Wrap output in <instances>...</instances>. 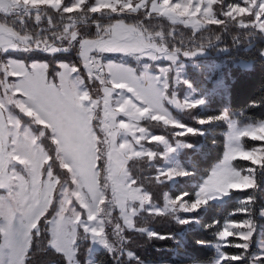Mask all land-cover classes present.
Wrapping results in <instances>:
<instances>
[{
	"label": "rangeland",
	"instance_id": "obj_1",
	"mask_svg": "<svg viewBox=\"0 0 264 264\" xmlns=\"http://www.w3.org/2000/svg\"><path fill=\"white\" fill-rule=\"evenodd\" d=\"M24 1L0 0V7L6 10L11 3L18 4ZM37 1L44 2V0ZM45 3H62V5L56 8L52 7L58 5L52 7L43 5L38 8L43 10V7H50L65 13L81 10L86 4L88 9L93 11L106 9L113 12L137 13L146 9V15H157L169 21L170 25L193 32L195 39H203L199 45L186 44L188 46L185 48L172 47L162 34L146 35L139 25L134 24L138 29L129 28L127 26L133 27V24L120 20L126 24H113V22L102 29L99 21L88 22L86 14L68 17L56 27L52 24L50 15L45 16V20L48 21L46 25L44 22L38 24L35 32L27 27V30L31 29V32H24V36L17 34L11 28L12 32L7 28L0 29V39L3 38L7 42V47L0 44V169L6 172L23 173L25 167L35 168L38 172V186L45 189V195L48 198L51 197L52 192H56L59 196V191L67 192L72 197L71 203L75 204L81 213L80 220L76 222L75 229L69 228L67 234L53 232L50 229L49 243L65 256L68 264H80L77 259L80 230L85 234L83 240L90 242V245L86 247V264H98L95 254L101 251L109 254L124 252L129 259L137 260V255L127 243L128 232L140 231L149 236L156 234L150 227L139 225L135 219L137 216L144 213L171 214L185 227L191 225L199 227L200 221L196 217L198 211L207 207L210 202L223 203L232 191L248 190H230L226 195L214 194L206 203L192 211H185L180 207V204H184L187 208H191L211 172L226 156L229 157L234 170H239L246 176L250 175L248 170H254L251 173L254 179L258 165L256 160H260L261 163L264 160L263 120L253 121L245 118L242 112L233 111L228 102L217 115H200L213 108L212 103L216 98L222 100L227 97L226 71L231 66L246 70L253 67L252 61L232 56L226 40L221 38L220 30L212 31L210 28L217 27L225 31H232L234 28L236 37L239 31H242L245 33L246 43L251 48L257 39L264 41V0H48ZM74 20L78 22L75 23ZM82 20L88 25H95L96 32L101 33L98 37L111 33L115 43H110L107 39L98 41V37L91 38L81 34L78 41L79 55L81 66L87 76L81 73L75 63L57 62L62 65V68L59 66V70L63 71L64 76L63 83L60 85L63 94L81 110V114L72 120L70 130L72 150L75 153L73 158L64 154V143L61 138H58L56 129L49 132V127L43 125L44 128L38 133L31 123L23 121L21 115L15 111L18 110L28 117H37L41 114L35 106L26 101L29 99V85L49 77L47 70L45 75L41 73L38 75L30 62L10 63V58L7 57L9 52L4 53L3 50L14 48L32 52V50L42 49L49 53L64 51L65 47L59 43L68 41L71 31L77 28ZM40 27L41 32H39ZM126 32L129 34L125 35ZM210 34L213 35L211 39ZM54 35L55 41H48L45 38ZM235 35L231 34V37ZM85 42L90 50H97L91 52L92 58H82ZM128 42L137 46V55H128L120 51H104L100 54L101 60L95 59L101 46L127 47ZM161 49L168 52L177 49L179 54L177 57L166 56ZM189 52L195 54L187 55L186 53ZM262 55L264 56V50ZM94 59L97 63L104 65L108 76L107 83L95 77ZM109 62L130 67L138 75L146 72L154 76L160 81L161 86L167 84L165 91L169 99L174 98L180 105L187 107H178L169 100H165L163 107L157 108L135 93H132L130 98L128 89L119 86L124 81L115 78L107 69L106 65ZM164 69H168L166 75H163ZM22 70L37 78L29 81L25 74L15 73ZM13 72L17 76L12 75ZM71 81H76L77 87L74 89ZM24 88L26 93H23ZM36 117L31 122L42 123ZM95 122L97 126L94 125ZM210 125L224 127L225 148L221 159L198 184L194 199H187L185 194L173 197L169 191H165L161 203L152 200L151 192L138 184L143 178L140 176L141 163L147 164L148 170L155 167L154 177L157 180L167 181L172 187H176L182 178L193 175L185 166L184 155H189L191 150L201 149V137L209 132L207 127ZM40 134L48 141H52L54 158L48 154ZM251 142L253 145H250ZM103 146H105L104 157L101 154ZM188 159H190L189 156ZM97 160L100 165L102 163L99 170L96 169ZM133 160L139 161L136 163V170L139 168L138 178L131 174L130 164ZM77 161L85 167H79ZM56 168L62 171L59 174L61 178ZM172 171L185 174L169 178L167 173ZM101 173L104 175V182L110 195L101 184ZM3 179L19 182L23 177L14 174L4 176L0 173V180ZM2 193L3 189H0V194ZM145 196L148 197L147 200L143 199ZM133 197H140V199H133ZM106 201L108 207L104 205ZM170 201L176 207H170ZM55 210L54 207L53 211ZM236 213L245 217L241 220L227 219L218 227L216 241L211 243L217 255L211 263H153L146 260H141V263L222 264L225 259H238L240 255H228L225 248L237 247L244 249L246 253L251 249V239L258 226L251 199L242 200ZM257 216L264 218V209L260 210ZM40 219V216H35L27 223V227L20 229L16 252L17 264H24L31 247L32 233L34 230H39ZM228 222H250L251 228L224 227ZM221 230L226 233L225 236H218ZM245 232H251L248 240L245 239ZM259 233L261 235L262 230ZM159 237L166 236L160 234ZM255 244L257 251L251 255L252 264H260V258H264V240L258 238ZM3 260L4 257L0 255V262Z\"/></svg>",
	"mask_w": 264,
	"mask_h": 264
},
{
	"label": "trees",
	"instance_id": "obj_2",
	"mask_svg": "<svg viewBox=\"0 0 264 264\" xmlns=\"http://www.w3.org/2000/svg\"><path fill=\"white\" fill-rule=\"evenodd\" d=\"M146 12V9L137 13L130 11L113 12L106 9L93 11L88 9L87 4L81 10L69 13L54 10L50 7H43L40 14L26 18L23 26L26 29L24 32H31V29L35 32L38 24L44 22L46 25L48 21L45 19L49 15V18L53 20L52 24L56 27L60 22H64L63 20H67L68 17H79L82 14H86L88 22L90 20L91 22L92 20L99 21L102 29L117 20L139 25L146 35L162 34L163 38L166 39L172 47L185 48V46L188 45H199L202 43L203 39H195L193 32L185 31V28L182 27L170 25L169 21L157 15L148 16ZM83 21L84 20L75 28L79 32V38L74 43L71 42V34L67 39L68 41L62 44L59 43V45L65 47L64 51L49 53L42 49H37L36 51L32 50V52H10L7 55L27 62H46L47 74L54 79L55 77L53 74L59 71L57 67L58 61H66L71 64L75 63V65L80 68L81 73L86 75L85 70L81 66L78 41L81 34L86 37L97 38L101 36V33L96 32L95 25H88ZM27 27L31 28L29 29L30 31L27 30ZM210 29L212 31L219 29L221 38L226 40V45L231 49V55L238 59L252 61L253 67L246 70L238 66H231L226 71L228 85L226 90L227 97H224L222 100L216 98L215 102L212 103L213 108L209 111L200 113V115H217L221 112V108L228 102L233 111L242 112L245 118L253 121H264V56L262 55L264 41L262 39H257L254 45L249 48V44L246 43L247 39H245V33L242 31H239L236 37V30L234 28L232 31H225V29L222 30V28L217 27ZM54 31H56V29ZM72 32L73 31H71V33ZM230 33L235 35L234 37H236V40H234V37H231ZM209 36L210 39L213 38L212 34ZM54 37L55 35L46 36L45 38H47L46 40L48 41H55ZM183 42L186 43L183 44ZM15 111L21 115L23 121L31 123L36 132L39 133L44 128L35 121L31 122L33 119L28 118L25 114L18 110ZM94 125L97 126V123L95 122ZM207 129L209 132H207L204 137H201V149L191 150L189 155H184L185 166L193 175L182 178L176 187H172L167 181L157 180V178L154 177L156 173L155 167L152 169L149 168L150 170H148L146 169L147 164L141 163L140 176L143 178L139 180L138 184L148 192H151L152 200L161 203V198L164 196L165 191H169L173 197L185 194L187 199H194L198 184L209 174V171L213 168L215 163L221 159L225 148V139L223 136L224 127L222 125H210ZM40 136L47 148L48 154L54 158L52 141H48V139L41 134ZM250 145H253V142H251ZM104 151L105 146L102 147L101 152L103 157ZM184 153H186V151ZM188 156L190 159H188ZM137 162L139 161L133 160L130 167L132 168L131 174L138 178L137 174L139 168L136 170ZM57 168L56 171L60 177L59 174H61L62 171ZM100 181L104 188H106L104 190L110 195L102 173ZM255 182V187L245 191H232L231 195L223 203L210 202L207 207L198 211L199 213L196 217L200 221L199 227L194 225L185 227V225H181L175 220L174 216L171 214L144 213L141 216H137L135 219L139 225L148 226L156 233L155 235L149 236L140 231L128 232L127 243L132 248V251L135 252L138 259H129L124 252L120 251L113 254L101 251L95 254V260L98 264H142L141 260L153 263H211L217 255L211 243L216 241L218 227L227 219L241 220L244 218L245 215L236 212L240 208L242 200L251 199L254 217L258 226L251 239V249L245 253L244 249L241 248L226 247L225 251L228 255H240V257L238 259H225L222 261V264H252L251 255L257 251L255 241L258 238L264 240V218L257 216V213L264 209V160L260 165L256 166ZM107 204V201L104 202L105 207H108ZM79 208L81 209V207ZM51 217L52 212L49 213V218ZM38 227L39 230H34L32 233L31 247L27 253L24 264H68L65 256L50 246V227L45 223L44 219L41 218L39 220ZM260 230H262L261 235L259 233ZM160 234L166 237L161 238L159 237ZM84 237L85 234L80 230V244L77 255L80 264H86V247L90 245L89 241L83 240ZM259 263L264 264V258H260Z\"/></svg>",
	"mask_w": 264,
	"mask_h": 264
},
{
	"label": "snow or ice",
	"instance_id": "obj_3",
	"mask_svg": "<svg viewBox=\"0 0 264 264\" xmlns=\"http://www.w3.org/2000/svg\"><path fill=\"white\" fill-rule=\"evenodd\" d=\"M105 39L109 40L110 43H115L111 33L97 38L98 41ZM92 51L97 50H90L85 42L82 49V58H92ZM104 51H120L128 55H137L138 48L131 42H128L127 47L101 46L95 59L101 60L100 54ZM101 66L104 67L103 64ZM57 67L59 68V64ZM106 67L115 78L124 81L119 86L128 89L130 98L131 94L135 93L157 108L163 107L165 100H169L170 103L178 107H187L186 105H180L174 98L169 99L165 91L167 84L165 83L161 86L159 80L146 72L138 75L132 68L115 62H109ZM167 72L168 69H164L163 75H166ZM53 75L55 80L52 77H47L43 81L30 84L29 99L26 102L35 106L44 119L48 121L50 125L49 132L52 129H56L58 138H61L64 143V154L74 158L75 153L72 150L70 130L72 128V120L81 114V110L68 96L63 94V90L60 87L64 80L63 73H54ZM71 85L73 89L77 87L76 81H71ZM256 163L259 165L261 162L257 159ZM77 164L81 168L85 167L79 161H77ZM100 167V162L97 160L96 169L99 170ZM248 171L250 175L246 176L239 170H234L229 157L226 156L219 166L211 172L204 186L197 194L196 202L191 205V208H187L184 204H180V207L185 211H192L206 203L214 194L226 195L230 190H245L255 187L256 182L251 174L254 170L250 169ZM0 173H3L4 176L14 174L23 177L19 182H9L7 179L0 180V189H3V193L0 194V237H2L0 239V255L4 257L0 264H17L16 252L20 229L27 227V223L35 216H40L44 219L53 232L58 231L67 234L69 228L75 229L81 213L77 210V206L71 203L72 197L67 192L58 190L59 196H57L56 192H52L51 197L48 198L45 195V189L38 186V172L35 168L25 167L23 173L6 172L0 169ZM174 173L175 171L168 172L167 175L170 177ZM183 174L180 173V175ZM48 191L50 192L51 189L49 188ZM133 199H140V197H133ZM143 199L147 200L148 197L145 196ZM54 207L55 211H53ZM50 212H52L51 218H49ZM228 226L251 228L250 222H228L224 227ZM225 235L226 233L223 230L218 233V236L221 237ZM250 235L251 232H248L245 239L248 240Z\"/></svg>",
	"mask_w": 264,
	"mask_h": 264
},
{
	"label": "built area",
	"instance_id": "obj_4",
	"mask_svg": "<svg viewBox=\"0 0 264 264\" xmlns=\"http://www.w3.org/2000/svg\"><path fill=\"white\" fill-rule=\"evenodd\" d=\"M40 13H41V9L38 8L37 6H31L25 3L18 4L14 7H11L8 10L0 9V23L10 27L17 34H22L24 36V31L26 29L23 26V23L25 22V19L31 17L32 15H38ZM74 21L75 23L78 22L77 20ZM41 31L42 28L40 27L39 32ZM31 42L33 41L31 40ZM101 65L102 63L100 64L97 63L95 59L93 60V66L96 71V72L94 71V75L103 83H107L108 76L106 75L105 68L102 67Z\"/></svg>",
	"mask_w": 264,
	"mask_h": 264
},
{
	"label": "crops",
	"instance_id": "obj_5",
	"mask_svg": "<svg viewBox=\"0 0 264 264\" xmlns=\"http://www.w3.org/2000/svg\"><path fill=\"white\" fill-rule=\"evenodd\" d=\"M48 0H44V2H40V1H37V0H25L24 2H22V3H18V4H23V3H25V4H28V5H31V6H43V5H48V6H50L51 5V7L53 6V5H58V6H53L52 8H56V7H59V6H61L62 5V3H45V2H47ZM17 3H11V5H9V7H8V9H10L11 7H14L15 5H18ZM0 9H2V10H4L3 8H1L0 7ZM8 9H6V10H8ZM96 11V10H95ZM119 23H124V24H126L125 22H123V21H120V20H117V21H115L113 24H119ZM127 27H129V28H134V29H138V27H136V26H134V24H133V27H130V26H127ZM6 28H7V30H9L10 32H12V30L10 29V27H8V26H6V25H4V24H1L0 23V29H4V30H6ZM123 34V33H122ZM129 33L128 32H126V34L125 35H128ZM0 44H4L6 47H7V42L6 41H4L3 40V38L2 39H0ZM16 48V47H15ZM7 50H3L4 51V53L5 52H22V51H24L23 49H20V50H17V49H14V48H10V50H8V48H6ZM7 57H9L8 55H7ZM10 59H9V62L10 63H20V61H23V60H21V59H17V58H14V57H9ZM35 62V63H34ZM30 63H32L31 65L32 66H34L35 67V70H36V73L39 75L40 73H41V75L43 74V75H45V73H46V70H47V65H46V63L45 62H42V61H32V62H30ZM21 64V63H20ZM60 66V68H62V65H59ZM63 71L62 70H59V73H62ZM16 74H20V73H22V74H25L26 76H28V79H29V81L32 79V78H37L36 76H33V75H31L30 73H27V72H24L23 70L22 71H17V72H15ZM14 72L12 73V75H14V76H17L16 74H15ZM18 77H20V76H18ZM33 80V79H32ZM38 81V80H37ZM68 88H69V90H70V87L68 86ZM21 91H22V89H21ZM23 93H26V88H24L23 89ZM23 93L21 94V93H19V94H21V95H23ZM33 115V114H32ZM25 116H27V115H25ZM28 117V116H27ZM34 117H36V116H30V117H28V118H31V119H35ZM36 118H38L39 120H41L42 121V123H38L39 125H41V126H47V127H49L50 128V125H49V123H48V121L46 120V119H44V117L41 115V114H38V116L36 117ZM43 120L45 121V122H43ZM45 124H47V125H45ZM55 130V129H54Z\"/></svg>",
	"mask_w": 264,
	"mask_h": 264
},
{
	"label": "clouds",
	"instance_id": "obj_6",
	"mask_svg": "<svg viewBox=\"0 0 264 264\" xmlns=\"http://www.w3.org/2000/svg\"><path fill=\"white\" fill-rule=\"evenodd\" d=\"M153 47H155V45H153ZM162 53L166 56H172V57H177V55L179 54V50L177 49H173L172 51L168 52V51H164L163 49H161ZM187 55H194L195 53L193 52H189V53H186ZM185 174V173H184ZM174 175H180L179 172H175ZM173 175V176H174ZM172 176H170L169 178H171ZM169 206L170 207H176L171 201L169 202ZM248 232H245V235H247Z\"/></svg>",
	"mask_w": 264,
	"mask_h": 264
},
{
	"label": "water",
	"instance_id": "obj_7",
	"mask_svg": "<svg viewBox=\"0 0 264 264\" xmlns=\"http://www.w3.org/2000/svg\"><path fill=\"white\" fill-rule=\"evenodd\" d=\"M79 38V32L77 29H74L71 33V42H75Z\"/></svg>",
	"mask_w": 264,
	"mask_h": 264
}]
</instances>
